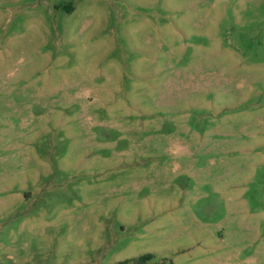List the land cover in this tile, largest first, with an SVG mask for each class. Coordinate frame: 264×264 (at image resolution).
Segmentation results:
<instances>
[{
  "label": "rangeland",
  "instance_id": "obj_1",
  "mask_svg": "<svg viewBox=\"0 0 264 264\" xmlns=\"http://www.w3.org/2000/svg\"><path fill=\"white\" fill-rule=\"evenodd\" d=\"M0 264H264V0H0Z\"/></svg>",
  "mask_w": 264,
  "mask_h": 264
},
{
  "label": "trees",
  "instance_id": "obj_2",
  "mask_svg": "<svg viewBox=\"0 0 264 264\" xmlns=\"http://www.w3.org/2000/svg\"><path fill=\"white\" fill-rule=\"evenodd\" d=\"M152 258H153L152 256L148 255V256H144V257H142L140 260H141L142 262H146V261L151 260Z\"/></svg>",
  "mask_w": 264,
  "mask_h": 264
}]
</instances>
